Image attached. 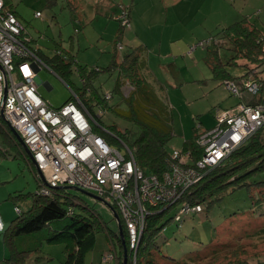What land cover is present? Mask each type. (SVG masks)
<instances>
[{"label": "rangeland", "instance_id": "obj_1", "mask_svg": "<svg viewBox=\"0 0 264 264\" xmlns=\"http://www.w3.org/2000/svg\"><path fill=\"white\" fill-rule=\"evenodd\" d=\"M191 2L205 4L202 0ZM7 3L24 27V32L40 45L42 53L50 54L57 46L70 51L79 65L102 70L111 61L120 25V21L108 12L107 4L114 7L112 11L117 17L123 10L122 6L127 12L133 10L129 26H124L120 39L123 48L119 49V55L130 52L133 46H141L145 51L142 54L148 69L142 71L146 72L147 81L163 97L172 113V137L166 145L170 153L174 148H180L182 141L197 131L198 123L201 124L198 131L213 128L217 123L216 108L232 111L240 103L239 100L244 102L246 98L251 100L260 94L264 105V86L256 96L246 91L235 95L221 80L212 76L214 48L224 61L230 52V43L227 39L218 38L216 31L219 28L210 23L207 24L211 34L203 36L201 28L206 26L208 20L204 13L210 12V2L206 3L204 10H199L198 4H185V12L187 7L191 9L184 18V15L179 14L172 16L173 6L168 5L166 21V7L148 1L140 4L142 7L138 8L137 4L131 10L128 8L130 4H119L118 0H56L53 6L47 0H7ZM213 4H221L219 19L224 23L246 17L258 30H264V0H214ZM149 10L155 12L152 20L142 17ZM181 20L184 22H179ZM188 28L192 34H186ZM195 30L197 33H194ZM181 32L186 35H181ZM72 69V75L66 81L47 65L37 72L38 93L52 106L59 107L69 99L72 93L70 86L80 87L81 81L74 64ZM115 79V72L109 73L104 69L94 81V85L100 87L102 92L111 95L110 104L120 103V97L112 92ZM233 82L238 88L241 87L237 79ZM101 114L105 122L113 118L107 110ZM113 119L122 130L129 129V141L138 135V128L133 123ZM0 121L5 122L1 116ZM9 145L0 136V210L7 215L3 220L1 218L4 226L14 218L15 207L22 212L31 207L32 196L39 185L36 168L23 148L20 146L21 150L17 151ZM111 146L116 147L118 143H111ZM259 180H264V174H254L249 178L251 182ZM60 191L62 196L69 195L74 202L87 206L88 210L100 216L108 229L116 231L117 220L106 204L74 188ZM257 199L258 203L253 202ZM263 199L264 185L253 186L252 190L247 187L236 188L225 192L220 201L210 206L203 203L202 211L185 215L181 223L173 219L175 209L170 208L160 219V225L164 227L156 239L159 254L180 260L198 253L203 258L195 264H207V260L212 262L214 257L205 259V250L214 243H227L231 247L236 245L238 256L249 259V264H264V233L260 232L264 226ZM28 238L33 243L38 239L37 235ZM65 244V241L48 243L44 239L38 240L40 250L31 253L26 258V264H63ZM115 248L117 250L116 244ZM223 248L219 250L217 262L223 263L225 255L232 251ZM111 249L114 246L107 232H98L94 247L86 254L84 264H103L102 256ZM8 252L1 236L0 264H7L5 259ZM105 264L118 263L108 261Z\"/></svg>", "mask_w": 264, "mask_h": 264}, {"label": "trees", "instance_id": "obj_2", "mask_svg": "<svg viewBox=\"0 0 264 264\" xmlns=\"http://www.w3.org/2000/svg\"><path fill=\"white\" fill-rule=\"evenodd\" d=\"M55 1L47 0V3L54 5ZM4 4L8 7L9 3L4 0ZM117 20L119 21L118 17ZM119 24L111 61L104 69L106 72L116 73L112 92L120 97V103L110 104L111 97L106 99L105 93L100 90V87L94 85L99 72L104 69L81 66L70 51L59 47L54 49L51 56L42 54L38 48L35 49V54L65 81L72 75V64H74L81 85L78 88L70 86V90L79 97L87 110L96 118V124L92 127L93 131L110 144L117 142L119 145V142L123 141L131 150L136 164L146 174L161 176L169 169L167 161L171 153L167 150L166 145L172 137V113L163 97L155 92L154 87L147 81L145 71L148 67L146 58L142 54L145 52L143 48L136 46L128 53L122 56L118 55L116 44L120 41L124 30L121 23ZM220 33L223 38L229 41L232 53L225 62H222L217 49L213 50L215 62L211 67L212 76L223 83L225 80L235 81L237 79L241 85L239 93L241 91L254 95L259 93L264 86V30H258L244 17L223 28ZM31 41H33L32 38ZM226 66L242 67L244 71L237 76H231L226 70ZM143 69L145 71H142ZM247 78H253L258 82L259 88L256 93L247 91L241 84V80ZM125 85L130 87L128 92H126V88L124 89ZM98 109L101 112L109 111L113 118L133 123L138 128V135L129 141V129L119 128L113 118H109L107 122L103 121L102 114H97ZM196 129L197 131L181 144V148L191 151V157L194 160L199 158L202 153V149L195 142L197 132H199L198 127ZM0 136L13 149L21 150L20 144L10 128L1 121ZM254 174H264V125L217 166L206 170L201 180L191 186L183 197L189 202L206 203L207 206H210L214 202L220 201L227 191L240 187L252 190L253 186L264 185V180L249 181V178ZM38 181L40 183L39 178ZM60 189L63 188H55L49 195H42L36 191L32 196L31 207L27 211L22 212L18 207H15V210L17 208L19 211L16 210L14 218L0 231V237L2 236L9 251L8 257L5 259L6 263L26 264V258L31 253H37L40 250L41 245H38V240L44 239L48 243L66 242L63 264H84L86 254L94 247L96 234L106 231L108 239L116 251L117 263L123 264L124 241L127 249L126 264H132L127 246L125 225L117 208L113 204L111 205L119 217L120 228L117 225L116 231H112L106 227L99 215L88 210L87 206L74 202L69 195L62 196L59 193ZM258 201L259 199L253 202L258 203ZM76 207H78V211ZM170 208L166 205L149 208L150 213L146 217L140 236L135 264H195L197 260L203 258L198 253L187 255L180 260L159 254L156 239L164 227L163 224L160 225V219ZM260 229V232L264 233V226ZM33 235L38 237L35 243L28 238ZM253 235H255L254 232ZM239 244L238 241L237 245ZM227 245L230 247H226ZM222 246L229 249L228 251L232 250L225 257L223 256V263L216 261L220 257L219 250ZM236 247V245L231 247L227 243L211 244L210 248L205 250L204 258L214 257L212 262L207 260V264H249V259L244 260L238 256L239 250ZM243 251L242 249L241 252Z\"/></svg>", "mask_w": 264, "mask_h": 264}, {"label": "built area", "instance_id": "obj_3", "mask_svg": "<svg viewBox=\"0 0 264 264\" xmlns=\"http://www.w3.org/2000/svg\"><path fill=\"white\" fill-rule=\"evenodd\" d=\"M118 19L123 27L129 26L126 10ZM122 47L117 42V50ZM44 66L16 14L0 0V112L32 155L40 179L37 192L49 195L55 188L69 185L113 204L125 225L132 264L149 208H174L173 219L178 223L185 215L202 211V204L189 202L184 193L264 125L261 103H239L232 111L216 108V125L197 132L195 142L202 149L199 158L192 159L189 149L174 148L167 171L161 176L146 174L123 141L112 147L93 131L96 118L76 94L71 93V99L59 107L40 96L37 72ZM224 84L232 94L240 95L233 80ZM241 84L251 93L259 88L253 78L243 79ZM110 97L105 94L106 99ZM3 226L0 218V231ZM101 260L116 263V251L111 249Z\"/></svg>", "mask_w": 264, "mask_h": 264}, {"label": "crops", "instance_id": "obj_4", "mask_svg": "<svg viewBox=\"0 0 264 264\" xmlns=\"http://www.w3.org/2000/svg\"><path fill=\"white\" fill-rule=\"evenodd\" d=\"M146 1H148L149 3H151V4H161V6L163 5L164 7H166L165 8V14H164V16H165V21H166V15H167V11H168V5L169 6H173V8H172V16H174V15H184L182 18H184V17H187V15L189 14V11H190V7H187V9H186V12L183 10V7H184V5L185 4H193V5H199V10H204V6L206 5V3H208V2H210L211 4H209V9H210V12L209 13H204V15L206 16V18L208 19L207 20V22H205V25L206 26H202V32L204 33V35L203 36H207V35H210L211 34V28H209L208 26V24L207 23H210V25H214L215 26V28H219L216 32H217V35H218V38H223L222 37V34L220 33V31L223 29V28H225V27H227L228 25H230V24H232V23H234V22H236V21H239V20H230V21H226L225 23L221 20V19H219V17H220V15L222 14V12L220 11V10H222V8H221V4H213L214 3V0H202V1H204L205 2V4H199V3H197V2H191L192 0H118V2H119V4H130V7H128V8H130V10L133 8H135L136 7V5L138 4V8H140V7H142L140 4H146ZM196 1V0H195ZM107 9L109 10L108 12L110 13V14H113V17L117 20V15L116 14H114L113 13V11L112 10H114V7H112L111 6V4H107ZM123 8H124V6H122ZM137 8V9H138ZM132 12H133V10H132ZM132 12H128V16H129V20H130V15L132 14ZM133 16H134V14H133ZM143 18H146V19H149V20H152L154 17H155V12H153V11H151V10H149V11H146L145 12V14H143V16H142ZM137 18V17H136ZM244 18V17H243ZM242 18V19H243ZM78 19H79V17L77 16V18H76V20L78 21ZM133 18L131 17V20H132ZM181 19V18H180ZM248 20V19H247ZM179 22H181V23H183L184 21L183 20H181V21H179ZM251 24V23H250ZM253 25V24H252ZM254 26V25H253ZM255 27V26H254ZM191 29H187L185 32H186V34L187 35H189V34H192L191 33V31H190ZM124 32V31H123ZM202 32H201V34H202ZM194 33H197V30H195V32ZM185 33H183V32H181V35H183V36H185L186 35ZM121 36H122V34H121ZM224 39H226V38H224ZM32 45H33V47H34V49H36V48H38V50H40V52L42 53V51H41V49H40V45L38 44V43H34V40L32 41ZM72 46V45H71ZM144 46H146V45H144ZM57 47V46H56ZM136 46H133L132 48H135ZM72 48V47H71ZM123 48V47H122ZM232 47H231V45H230V47H229V50H230V52L228 53V55L227 56H230L231 55V53H232V49H231ZM214 50H215V48H214ZM119 51V50H118ZM54 53V51H52L50 54H44V53H42V54H44V55H47V56H51L52 54ZM118 53V52H117ZM123 54H126V53H123ZM123 54H121V56L123 55ZM118 55H119V53H118ZM120 56V55H119ZM221 59V58H220ZM227 59V58H226ZM225 59V60H226ZM225 60L223 61L222 59H221V61L222 62H225ZM226 70L229 72V74L231 75V76H237V75H239V74H241L244 70H243V68L241 67V68H239V67H230V66H226ZM263 89V88H262ZM261 95V94H260ZM259 95V97H254V99H249V98H246V101H244V102H241L240 100H239V102L240 103H243V104H252V103H261L262 104V98H261V96ZM256 96V95H255ZM249 99V101H247ZM172 124H173V122H172ZM185 140V139H184ZM183 140V141H184ZM183 141H182V143H183ZM181 143V144H182ZM181 147V146H180ZM0 215H1V218H2V220H3V217L4 218H6V214H4V212H2L1 210H0ZM264 261V260H263Z\"/></svg>", "mask_w": 264, "mask_h": 264}, {"label": "water", "instance_id": "obj_5", "mask_svg": "<svg viewBox=\"0 0 264 264\" xmlns=\"http://www.w3.org/2000/svg\"><path fill=\"white\" fill-rule=\"evenodd\" d=\"M0 115L3 116V115H2V112H0ZM10 130H11L12 133L14 134V136H15L17 142L20 144V146L23 148V150L25 151V153L28 155V157H29V158L31 159V161L33 162L32 155H31L30 151L28 150V148L26 147V145L23 143L21 137L17 134V132H16L13 128L10 127ZM59 187H60V188H63V189H69V188L77 189V190H79V191H81V192H83V193L89 195L90 197H92V198H94V199H96V200H98V201L103 202L104 204H106V205L112 210V212L114 213V216H115V218H116V220H117V224H119V217H118V215L116 214V212H115V210L113 209V207H112L110 204H108V202L102 200V199H101L100 197H98L97 195H95V194H93V193H91V192H89V191H86V190H84V189H81V188H78V187H74V186L66 185V186H59ZM118 226H119V225H118ZM119 228H120V226H119ZM120 237L122 238V235H121V234H120ZM123 258H124V259H123V264H126V260H127V249H126V246H125V244H124V241H123Z\"/></svg>", "mask_w": 264, "mask_h": 264}, {"label": "bare ground", "instance_id": "obj_6", "mask_svg": "<svg viewBox=\"0 0 264 264\" xmlns=\"http://www.w3.org/2000/svg\"><path fill=\"white\" fill-rule=\"evenodd\" d=\"M40 59V58H39ZM41 60V59H40ZM42 61V60H41Z\"/></svg>", "mask_w": 264, "mask_h": 264}, {"label": "flooded vegetation", "instance_id": "obj_7", "mask_svg": "<svg viewBox=\"0 0 264 264\" xmlns=\"http://www.w3.org/2000/svg\"><path fill=\"white\" fill-rule=\"evenodd\" d=\"M108 204H110V203H108ZM111 205V204H110Z\"/></svg>", "mask_w": 264, "mask_h": 264}]
</instances>
